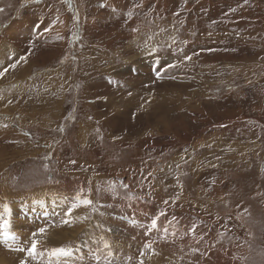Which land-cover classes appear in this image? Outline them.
<instances>
[{"label": "rangeland", "instance_id": "1", "mask_svg": "<svg viewBox=\"0 0 264 264\" xmlns=\"http://www.w3.org/2000/svg\"><path fill=\"white\" fill-rule=\"evenodd\" d=\"M0 9V36L17 19L0 40V204L20 205L4 190L50 201L33 207L49 220L23 228L67 236L39 250L72 248L59 264H139L141 251L144 264H264V0ZM29 246L0 244V264H50Z\"/></svg>", "mask_w": 264, "mask_h": 264}, {"label": "snow or ice", "instance_id": "2", "mask_svg": "<svg viewBox=\"0 0 264 264\" xmlns=\"http://www.w3.org/2000/svg\"><path fill=\"white\" fill-rule=\"evenodd\" d=\"M247 2V0H245V3ZM103 6V5H102ZM0 11H2V9H0ZM232 11H235V9H232ZM45 32L49 31L48 28H45L44 29ZM21 60H25L26 57H20ZM186 60H190L191 57L190 56H186L185 57ZM16 65L15 64H10L9 67L11 68H14ZM9 68L8 67H5L2 71H0V77H2L3 75H5L7 72H8ZM125 187H128L127 185H125ZM92 200L90 199H82V200H78L77 203H73L71 205V207L68 208V211H67V215H71V213L73 212V210L77 207H79L81 204L83 205H92ZM167 203V202H165ZM161 215H163V213H161ZM84 219H87V217H84ZM157 222H158V217L157 218H153L151 220V229H156L157 228ZM62 223L64 224H68L70 223V221L68 219H65L62 221ZM197 225L193 224L190 231L195 234L196 232V229H197ZM11 225H10V222L9 220L7 219H2V221H0V241H3L5 242L6 244L9 245V247H11V241L13 240H16L18 239L17 237V234L14 232V231H11ZM38 233L40 234H44L46 232V228L44 227H41L39 228L38 230ZM163 232L165 234H167L168 232V229L165 228L163 229ZM37 236V233L36 232H33L32 233V239L30 241V246L29 247H25L24 249H20L22 251H26L27 252V255L28 257L32 258V259H36L37 256H44V252L47 251L48 253V257H49V261H50V264H52V261L54 260L56 262V264H59V261L61 260V258H64V257H69L72 255V251L73 249L72 248H67V247H54V248H51L50 250H39L38 249V245H39V241L35 238ZM146 249H149L152 251V254H156L155 253V250L153 249V244L152 243H145V246H144ZM104 248L105 249H108V253L107 255L108 256H112L113 253L112 251L110 250L111 249V245L107 242L104 243ZM145 255V252L144 251H141L140 252V261H139V264H144V260H143V257ZM95 259L97 261H100L101 260V256L100 255H96L95 256ZM131 259V258H129ZM19 264H28V260L27 259H21L19 261ZM106 264H111V261L110 260H106Z\"/></svg>", "mask_w": 264, "mask_h": 264}, {"label": "crops", "instance_id": "3", "mask_svg": "<svg viewBox=\"0 0 264 264\" xmlns=\"http://www.w3.org/2000/svg\"><path fill=\"white\" fill-rule=\"evenodd\" d=\"M5 77H6V75H5ZM4 191H5V194L6 193L9 194V198L12 199V200L10 199L11 203L15 202V203L20 204L17 207H15L16 208L15 211L13 209H11V207L9 206V203L7 204V202L4 204L3 203L0 204V207L5 208L4 210L0 209V221H2V219L9 220L10 225H11L10 230L14 231L18 237V239L13 240L10 243L11 244H30L31 239L33 238L32 233L33 232L37 233V236L35 237L37 239L39 236V233L37 231L39 229V227L43 226V225H49V224L48 223H44L42 225L38 224L35 226L37 228L33 227V229H29L30 231L24 230L23 227L27 228V226L29 224H33V218L36 219L37 221H44V219L49 220L47 217L49 215L48 211H46L45 209L39 210V209L33 208V207L37 206V205H42V206L47 207L50 204V201H34L33 199H37V196H34L32 198H28V197H25V195H29L26 193L25 194H13L11 192V190H7V191L4 190ZM32 193H34V192H32ZM35 193H39V192H35ZM21 195H24V196L22 197ZM10 196H12V197H10ZM16 196H18L19 199ZM21 199H23L24 201H22ZM17 213H19V214H17ZM14 222L18 223V227L13 228L17 225V224L13 225ZM16 230H18L19 233H17ZM24 231H25V233H27V234H25V236H26L25 239L23 238ZM40 243H41V241H40ZM0 244H6V243L3 241H0Z\"/></svg>", "mask_w": 264, "mask_h": 264}, {"label": "bare ground", "instance_id": "4", "mask_svg": "<svg viewBox=\"0 0 264 264\" xmlns=\"http://www.w3.org/2000/svg\"><path fill=\"white\" fill-rule=\"evenodd\" d=\"M17 24V19H15V21L14 22H12V24H10V26L6 29V30H4V32H3V34L0 36V40L6 35V33H9L10 32V30H12L13 28H14V26ZM6 189V188H5ZM7 191V190H6ZM31 197V196H30ZM29 197V198H30ZM74 214H77L76 213V211L75 210H73V212L71 213V215H74ZM70 215V216H71ZM76 217V216H75ZM84 217H86L85 215H82V218H83V220H84ZM89 217H90V215L89 216H87V219L86 220H84L83 221V224L85 223V224H87V221H88V219H89ZM72 219H74V218H72ZM81 219V217H76L75 218V223L76 224H79V225H77V228H74L75 230H79L80 228H82L84 225L83 224H81L80 225V223H79V220ZM72 225H73V223H72ZM14 228V227H13ZM17 232H18V230H16ZM67 233H65V232H63L61 229L59 230H56V233H54V234H52V235H48V233H46L45 235H46V238H45V241H42V243H40V247H42V245L41 244H53V242H60L61 240H60V238L61 239H64V238H66V235ZM61 244V243H60ZM54 247V246H53ZM0 258L2 259V257H1V255H0ZM3 260V259H2ZM3 263V262H2ZM1 263V264H2Z\"/></svg>", "mask_w": 264, "mask_h": 264}]
</instances>
